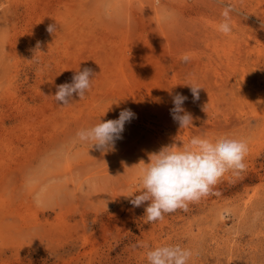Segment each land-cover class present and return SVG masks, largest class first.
<instances>
[{
  "label": "rangeland",
  "instance_id": "rangeland-1",
  "mask_svg": "<svg viewBox=\"0 0 264 264\" xmlns=\"http://www.w3.org/2000/svg\"><path fill=\"white\" fill-rule=\"evenodd\" d=\"M85 67L83 99L49 96ZM124 109L111 149L78 139ZM198 135L246 140V171L149 223L129 202L143 162ZM176 244L189 264H264V0H0V264H149Z\"/></svg>",
  "mask_w": 264,
  "mask_h": 264
},
{
  "label": "clouds",
  "instance_id": "clouds-1",
  "mask_svg": "<svg viewBox=\"0 0 264 264\" xmlns=\"http://www.w3.org/2000/svg\"><path fill=\"white\" fill-rule=\"evenodd\" d=\"M232 11V6L226 5L221 12L222 20L217 30L223 35L232 33ZM47 31L54 33L56 25L50 24ZM190 59L188 54L181 57L185 63ZM94 77L93 70L85 67L75 72L71 83L57 85L55 94L49 96L62 107L67 106L73 101L74 95L80 99L85 97L92 87ZM188 85L191 87L193 99L198 100L199 90L203 88L195 82ZM186 99L187 97L179 93L173 96L174 107L171 112L181 128L193 126L191 114L182 107ZM134 116L130 109H124L118 119L105 122L100 120L92 127L78 130L76 135L80 141H90L92 147L107 151L114 147L115 140L121 138L125 122ZM248 152L246 140L228 136L213 140L198 135L191 137L182 147L166 146L158 153L151 154L148 163L143 162L139 176L142 190L129 202L134 207H140L150 201L145 209L149 223L163 220L166 213L178 209L187 211L190 203L199 202L211 194L219 195L213 193V188L226 173L239 176L246 171L245 158ZM146 257L149 264H189L192 252L179 244L162 245L149 250Z\"/></svg>",
  "mask_w": 264,
  "mask_h": 264
}]
</instances>
